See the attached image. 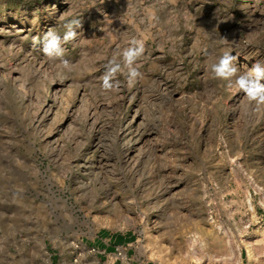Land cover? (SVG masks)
Listing matches in <instances>:
<instances>
[{
	"label": "rangeland",
	"instance_id": "374dc122",
	"mask_svg": "<svg viewBox=\"0 0 264 264\" xmlns=\"http://www.w3.org/2000/svg\"><path fill=\"white\" fill-rule=\"evenodd\" d=\"M226 51L264 64V0H0V264H264V109L213 77Z\"/></svg>",
	"mask_w": 264,
	"mask_h": 264
},
{
	"label": "clouds",
	"instance_id": "9594fccd",
	"mask_svg": "<svg viewBox=\"0 0 264 264\" xmlns=\"http://www.w3.org/2000/svg\"><path fill=\"white\" fill-rule=\"evenodd\" d=\"M79 26V20L71 21L65 25L67 31L63 36L49 29L42 37L43 53L51 59L62 58L65 54L63 44L77 37V32L74 29ZM144 52V42L135 38L130 40L129 46L119 52L123 64L128 68L127 78L129 85H134L142 77V73L136 67V63ZM235 60L236 57L230 52H224L210 66L213 77L234 83L235 87L243 92L249 107L254 111L264 109V84L261 83V80L264 79V64L258 62L253 64L247 71H241L234 63ZM62 63L65 67L69 65L67 60H63ZM120 72L121 64L116 62V57H113L109 61L102 77V90L110 91L117 88L119 82L115 78Z\"/></svg>",
	"mask_w": 264,
	"mask_h": 264
},
{
	"label": "crops",
	"instance_id": "0c3cea01",
	"mask_svg": "<svg viewBox=\"0 0 264 264\" xmlns=\"http://www.w3.org/2000/svg\"><path fill=\"white\" fill-rule=\"evenodd\" d=\"M114 244H115V239H113V237H110L109 241H105L103 237L99 236L94 240L91 246L92 248L95 249V251L98 252L97 258H99V256H103V254L112 252L115 249ZM147 264H160V263H147Z\"/></svg>",
	"mask_w": 264,
	"mask_h": 264
},
{
	"label": "bare ground",
	"instance_id": "6f19581e",
	"mask_svg": "<svg viewBox=\"0 0 264 264\" xmlns=\"http://www.w3.org/2000/svg\"><path fill=\"white\" fill-rule=\"evenodd\" d=\"M253 245V244H252ZM254 257V250L252 246H249L248 248V258L252 259ZM254 259V258H253Z\"/></svg>",
	"mask_w": 264,
	"mask_h": 264
}]
</instances>
